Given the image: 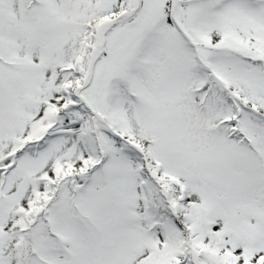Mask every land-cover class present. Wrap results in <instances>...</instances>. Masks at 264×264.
<instances>
[{
	"label": "snow or ice",
	"instance_id": "1",
	"mask_svg": "<svg viewBox=\"0 0 264 264\" xmlns=\"http://www.w3.org/2000/svg\"><path fill=\"white\" fill-rule=\"evenodd\" d=\"M0 264H264V0H0Z\"/></svg>",
	"mask_w": 264,
	"mask_h": 264
}]
</instances>
